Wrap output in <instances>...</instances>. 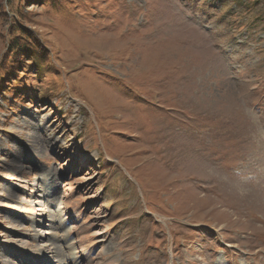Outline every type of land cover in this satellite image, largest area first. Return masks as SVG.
Returning <instances> with one entry per match:
<instances>
[{
  "label": "rangeland",
  "instance_id": "374dc122",
  "mask_svg": "<svg viewBox=\"0 0 264 264\" xmlns=\"http://www.w3.org/2000/svg\"><path fill=\"white\" fill-rule=\"evenodd\" d=\"M73 259L264 264V0H0V264Z\"/></svg>",
  "mask_w": 264,
  "mask_h": 264
},
{
  "label": "trees",
  "instance_id": "16d2710c",
  "mask_svg": "<svg viewBox=\"0 0 264 264\" xmlns=\"http://www.w3.org/2000/svg\"><path fill=\"white\" fill-rule=\"evenodd\" d=\"M23 40H25L28 44H29V46L30 47H28V50H35L34 49V45L37 47V45L35 44V43H33V41H32V39H31V37H25V36H22L21 37ZM35 56H37V57H41V56H45V54L43 53V52H41V51H33L32 52ZM32 59H33V57H32ZM33 61H34V59H33ZM43 61H41V60H36V63H42ZM46 68V67H45ZM39 72H40V69H39Z\"/></svg>",
  "mask_w": 264,
  "mask_h": 264
},
{
  "label": "bare ground",
  "instance_id": "6f19581e",
  "mask_svg": "<svg viewBox=\"0 0 264 264\" xmlns=\"http://www.w3.org/2000/svg\"><path fill=\"white\" fill-rule=\"evenodd\" d=\"M43 258V257H42ZM41 258V259H42ZM74 260H76V259H73V262H71L70 260L68 261L69 263L68 264H73L75 261Z\"/></svg>",
  "mask_w": 264,
  "mask_h": 264
}]
</instances>
